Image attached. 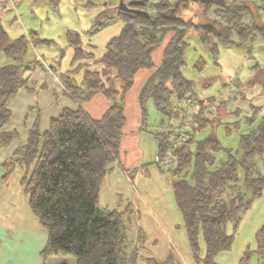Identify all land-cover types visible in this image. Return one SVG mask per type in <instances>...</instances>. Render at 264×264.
I'll return each instance as SVG.
<instances>
[{"label": "trees", "instance_id": "16d2710c", "mask_svg": "<svg viewBox=\"0 0 264 264\" xmlns=\"http://www.w3.org/2000/svg\"><path fill=\"white\" fill-rule=\"evenodd\" d=\"M175 1L122 0L121 8L119 0H111L113 17L99 13L93 28L115 18L121 19L122 26L99 57L83 46L79 34L68 32L73 53L70 65L74 66L58 77L63 95L74 109L63 108L44 131L39 130L37 110L26 143L0 163L4 182L16 168L23 172L19 184L26 205L47 234L40 251L43 264L57 258L71 259L73 264H138L143 231L130 217L139 218L137 211L135 215L128 206L123 212L100 207L99 197L104 177L112 164L119 162L126 124L125 94L132 88L136 73L144 68L154 70L137 95L138 131L149 133L157 143L154 164L168 174L196 261L200 260V236L205 246L204 264H215L216 255L231 249L233 235L226 232L227 225L232 223L236 228L242 214L264 190V170L259 169L264 153V116L250 131L239 135L237 148H224L214 131L220 124L217 113L223 103L219 101L215 114L207 117V104L214 100L200 101L195 83L182 72L189 34L197 37L211 56L220 47L251 49L255 39L264 38V0ZM190 6V14L183 17L182 11ZM39 43L48 44L36 32L29 38L10 39L0 24V149L17 141L16 131H4L11 118L7 102L27 87V73L39 65L27 55L29 48ZM162 45L161 63L154 66L152 53ZM51 68L56 73L55 67ZM97 95L106 99L108 107L94 119L82 106ZM189 101L193 107L191 127L179 134L173 123H180V113ZM150 105L167 120L164 127L161 119L155 132L150 131L147 120ZM208 128L211 131L197 139ZM169 149L174 164L164 169L160 163ZM257 232L258 243L264 247V224ZM145 260L146 264H180L171 254L162 261Z\"/></svg>", "mask_w": 264, "mask_h": 264}, {"label": "rangeland", "instance_id": "374dc122", "mask_svg": "<svg viewBox=\"0 0 264 264\" xmlns=\"http://www.w3.org/2000/svg\"><path fill=\"white\" fill-rule=\"evenodd\" d=\"M12 2L14 4L12 8L7 5L0 10V24L10 39L22 35L29 38L31 32H36L40 39L48 42V44L39 43L35 47H30L27 55L38 61L44 69L48 68L47 66L55 67L54 76L56 78L49 77L53 83H45L49 90H56V84L59 82L58 75L74 66L70 65L73 53L69 42H67L68 32L73 31L79 34L83 46L90 49L95 57H99L104 53L106 43L110 38L118 35L122 26L121 19L115 18L98 28H93L98 21L96 16L99 13L107 12L109 16L113 17L114 10L111 8L113 6L111 0H12ZM169 2L176 3L175 0H169ZM192 9L193 7L190 6L187 11L184 10L181 14L183 17H187ZM186 41L188 46L182 72L188 80L195 83L194 92L200 101L209 103L210 100H214V103L207 104L211 113L215 114V107L219 101L223 103L224 107L217 113L220 124L214 131L224 148L235 149L239 135L250 131L264 116V38L259 36L255 39L251 49L220 47L216 55L213 56L197 37L189 34ZM162 49L163 45L155 48L152 53L154 66L161 63ZM2 61L3 56L0 57V66ZM153 70L154 68L139 70L135 75L132 88L125 94L129 121L126 133L132 129L131 115L134 107L136 112L138 111L137 95L147 76L146 72ZM77 79H81V71L77 75ZM100 97L103 98L101 95ZM31 110L36 111L35 108ZM38 113L42 114L40 109ZM161 119L164 118L150 105L147 119L150 131L155 132L154 130L159 129L161 125H158ZM250 119H253V122H250ZM164 123L165 127L166 119H164ZM177 124V122L173 123L174 128ZM210 131L209 128L204 130L197 136V139L204 138ZM141 136L142 146L140 149L145 155L143 168H149V170L147 173L141 172L142 168L140 167L141 169L133 178L134 184L132 185L126 180L124 187L121 186V183L119 185L117 183L116 186H119L122 195L116 201H114V197L105 202L100 198V207L107 205L108 207L122 208L121 212H123L128 206L134 210L135 215L138 214L139 218L134 217L133 214L130 216L134 218L135 223L138 221L137 223L142 226L143 231V238L139 241L141 250L139 259H137L138 264H146L145 259L149 260L150 258L162 261L169 254L180 264H204L203 239L201 236L198 239V258L200 260L196 261L192 256L190 246H188L181 214L169 187L168 174L166 170L162 171L159 166L154 164L157 143L149 133H142ZM0 169L2 171L1 182L5 186L3 194L7 196L0 193V201L3 199L8 202L9 199L13 202V207L27 211L26 198L23 195L22 186L19 184L23 172L20 168H16L9 175L7 182H4L2 179L4 171L1 167ZM259 169L264 170V153L259 160ZM22 205L24 208L21 207ZM14 212L16 213V209ZM17 214L19 216V211ZM12 215L16 217L13 212ZM128 215L126 213V216ZM33 218L35 217L33 216ZM35 219L37 220V218ZM263 224L264 190L242 214L236 228L232 223L227 225L226 232L233 235L231 249L216 255L214 263L264 264V247H260V243H258L257 232ZM159 252H166L162 259L157 256Z\"/></svg>", "mask_w": 264, "mask_h": 264}, {"label": "crops", "instance_id": "0c3cea01", "mask_svg": "<svg viewBox=\"0 0 264 264\" xmlns=\"http://www.w3.org/2000/svg\"><path fill=\"white\" fill-rule=\"evenodd\" d=\"M8 1L0 0V9L5 5H9L12 8L14 5L12 0ZM47 67L49 69H44L40 65H37L28 72L29 81L27 87L19 89L15 97L7 102L11 118L5 124L4 131H16L18 138L17 141L13 142L9 147L0 149V163L9 158L15 148L26 143L28 130L32 126L37 110L39 111L40 109L42 113L39 120V130L44 131L48 128V122L51 118L60 115L63 108L74 109L70 100L63 95L60 82L56 84V90H49L45 85L46 82L48 84L52 82L49 77H55V72L51 66ZM151 72L152 71L146 72L147 76L145 79L152 74ZM107 107L108 103L105 99L101 98L100 95L93 97L91 101L82 106L83 110L87 111L94 119H98ZM32 108H35L36 111L31 110ZM124 109L126 124L123 128L124 134L120 143L119 162L118 164H112L111 171L104 177V181L100 187L99 199H103L104 202L109 198L113 199V197L114 201H116L118 197L122 195L121 191H119V186H116L117 183L118 185L121 183V186L124 187L126 180L132 185L134 184L133 178L139 169L142 168L141 172L145 171V173L149 170V168H143L145 155L140 149L142 146V136L138 131L140 124L139 109L137 108L138 111L136 112L135 107L134 109L132 107L133 113L131 115V121L133 123L131 127L134 130L131 131V129L128 133H126L129 124L126 104ZM1 174L2 171L0 169V193L4 195L3 190L5 186L1 182ZM4 196L7 197L6 195ZM2 201H0V264H43L40 251L47 242L46 231L42 229L38 221L30 215L29 209L26 211V209H18L15 206L14 208L13 202L9 199L8 202L6 200ZM21 207H23V205ZM102 207H107L112 210L116 209L117 211H121L122 209L108 207L107 205H102ZM15 209L16 213L14 212ZM18 211L20 213L19 216L17 214ZM12 212L16 217H13ZM165 254L166 252H159L157 256L162 259ZM59 263L73 264L71 259L60 258L50 259L46 262V264Z\"/></svg>", "mask_w": 264, "mask_h": 264}, {"label": "built area", "instance_id": "2783aa9c", "mask_svg": "<svg viewBox=\"0 0 264 264\" xmlns=\"http://www.w3.org/2000/svg\"><path fill=\"white\" fill-rule=\"evenodd\" d=\"M10 1V0H9ZM191 112H193V107L190 101L184 106L183 110L180 113V123L176 126V131L180 133H187L188 128L191 127ZM206 115L207 117L212 118V113L209 110V108H206ZM166 156L163 159V161L160 163V166H162L164 169H170L173 167L174 164V158L172 154V150L169 149L166 151Z\"/></svg>", "mask_w": 264, "mask_h": 264}, {"label": "water", "instance_id": "95a60500", "mask_svg": "<svg viewBox=\"0 0 264 264\" xmlns=\"http://www.w3.org/2000/svg\"><path fill=\"white\" fill-rule=\"evenodd\" d=\"M121 1L122 0H119V5H120L121 8H124V5H122V2Z\"/></svg>", "mask_w": 264, "mask_h": 264}]
</instances>
